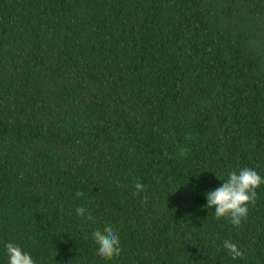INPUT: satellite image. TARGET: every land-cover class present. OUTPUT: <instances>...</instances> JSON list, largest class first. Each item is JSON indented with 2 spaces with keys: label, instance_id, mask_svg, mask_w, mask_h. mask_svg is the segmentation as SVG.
Returning <instances> with one entry per match:
<instances>
[{
  "label": "trees",
  "instance_id": "1",
  "mask_svg": "<svg viewBox=\"0 0 264 264\" xmlns=\"http://www.w3.org/2000/svg\"><path fill=\"white\" fill-rule=\"evenodd\" d=\"M243 167L264 177V0H0V264L9 241L35 264H264V184L239 226L204 207Z\"/></svg>",
  "mask_w": 264,
  "mask_h": 264
},
{
  "label": "clouds",
  "instance_id": "2",
  "mask_svg": "<svg viewBox=\"0 0 264 264\" xmlns=\"http://www.w3.org/2000/svg\"><path fill=\"white\" fill-rule=\"evenodd\" d=\"M221 181L222 183L217 188L204 194L207 201L204 207L213 208L217 219L224 218L231 225L239 226L248 215V205L254 204L256 189L264 184V177L252 168L243 167L230 171L227 179ZM144 187L139 181L135 182L134 195L142 192ZM76 195L79 196L81 193L77 192ZM75 213L86 220L91 218L90 213H87L84 207H77ZM92 238L97 245V254L101 258L110 260L121 254L120 239L113 226L105 225L102 229L93 231ZM222 247L228 251L232 259L242 258L244 255L238 244L231 239L223 240ZM4 249L7 264H35L30 253L24 251L15 242H6Z\"/></svg>",
  "mask_w": 264,
  "mask_h": 264
}]
</instances>
